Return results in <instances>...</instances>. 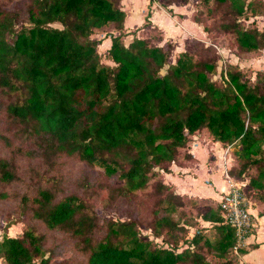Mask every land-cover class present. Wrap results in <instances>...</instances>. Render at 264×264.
Returning a JSON list of instances; mask_svg holds the SVG:
<instances>
[{"label":"trees","instance_id":"trees-1","mask_svg":"<svg viewBox=\"0 0 264 264\" xmlns=\"http://www.w3.org/2000/svg\"><path fill=\"white\" fill-rule=\"evenodd\" d=\"M259 14L264 0H198L193 17L213 38L187 39L169 62L170 39L157 43L161 36L144 32L123 41L121 0H0V119L7 125V134L0 130L7 148L0 153V205H17L0 207V214L9 209L24 224L16 235H1L2 264L238 261L247 248L233 250L235 227L220 202L177 193L162 174L190 157L192 134L206 129L229 150L228 173L247 176V199L264 202V71L252 77L225 60L220 78L212 77L220 37L240 57L264 51V27L242 21ZM100 30L110 37L105 55L113 64L100 60L101 38L92 36ZM21 157L29 161L27 174ZM67 159L86 169L65 173ZM15 184L25 185L22 193ZM102 192L104 209L95 204ZM120 202L128 205L126 218L103 213ZM191 206L213 234L200 226L182 237L197 223ZM140 224L169 245L142 234ZM52 231L85 259L57 263L51 252L45 256Z\"/></svg>","mask_w":264,"mask_h":264},{"label":"crops","instance_id":"crops-1","mask_svg":"<svg viewBox=\"0 0 264 264\" xmlns=\"http://www.w3.org/2000/svg\"><path fill=\"white\" fill-rule=\"evenodd\" d=\"M197 1H173L164 5L159 0H138L137 4V0H121L125 11L124 29L133 36L140 29L141 34L136 35H142L149 28L158 27L161 30L162 42L170 39L175 46V54L185 48L187 39L192 37L208 42L207 31L193 17ZM128 11L138 13V18L128 16ZM186 16L192 17L194 22L190 21L187 25L184 21ZM254 19L259 28L264 27V14L251 16L246 19V23ZM103 43L107 48L110 45V37ZM246 55L249 59L244 58L245 61L254 62L253 67L250 66L255 69L254 73L256 70L264 71L263 50L251 51ZM229 61L236 63L230 59ZM187 152L190 154L189 158L182 163H172L171 170L162 174L164 181L171 184L177 193L218 201L226 188L225 172H228L232 162L229 150L219 141L213 140L209 132L203 129L192 134ZM249 209L253 226L252 232L245 238L244 246L247 251L239 255L238 261L232 264H264V202L258 201L255 207L251 206Z\"/></svg>","mask_w":264,"mask_h":264},{"label":"rangeland","instance_id":"rangeland-1","mask_svg":"<svg viewBox=\"0 0 264 264\" xmlns=\"http://www.w3.org/2000/svg\"><path fill=\"white\" fill-rule=\"evenodd\" d=\"M141 1H143V0H141ZM151 1H153V0H151ZM159 1H162V0H159ZM174 1L179 3V2H182L183 0H174ZM137 3H138V0H137L136 4ZM262 8L263 7L261 6V9ZM184 10H186V9H184ZM128 16H130V17L137 16V18H138V13H134V11L133 12L128 11ZM185 18L186 19H184V21H185V23L187 25H189L190 21L194 22L192 17H187L186 16ZM242 21L246 23V19H242ZM55 24L59 25V23H55ZM108 29H111V28H108ZM105 32L106 31H104V30L103 31L100 30V31L94 33L92 36L94 38H101V42L98 44V50L100 52V60H101V62L106 63V64H113L112 61H110V59L108 58V56L105 55L106 47H105V44L103 43V41L106 38H108V36H106L107 33H105ZM141 32L142 31L140 29V30L136 31V34H141ZM145 32H147V34H149V35H152L153 37L161 36V39H162L161 31H158L154 27L149 28ZM207 34H208V42H210L213 37H212L211 33L207 32ZM131 37H133V36L131 34H129L128 32H126V34L123 37V41L125 43H127L129 40H131ZM161 39L156 40L155 42L161 43L162 42ZM227 40H228V38L226 36H222V37H220L217 40V48H218L219 52L221 53V58L219 59V64H218L217 70L212 74V77L213 78H217V79L220 78V70L223 67L224 61L225 60H229V59L232 60L233 62H236V64H238L239 66L240 65L243 66L242 68L247 70L248 75L254 77L255 69L250 67V66L253 67V65H254L253 63L254 62L252 63L251 61H245L244 58H247L248 55L241 56V57L238 58L237 54H235L233 51H230L229 48H227ZM186 45H187V42H186L185 46ZM174 50H175V46H174V49L172 50L171 56L169 58V62L174 61V57H175ZM248 59H249V57H248ZM246 66H249V67H246ZM6 128H7V125L5 124V121L0 119V130H3L4 133L7 134V129ZM0 153L7 154V148L5 147L4 144H2L1 141H0ZM19 162L21 164L22 171H24L27 174L28 173L27 172V168H28V164H29L28 159L24 158V157H21V158H19ZM65 168L68 169V171H69V172H67L68 174H70L73 177H75V176L79 175L81 172H83L86 169V166L83 163H81L80 161H78V160L67 159L66 160V165L64 167V171L66 173V169ZM25 173H24V178L26 179L27 176H26ZM239 178H241V177H239ZM242 178L243 179L239 180V181L245 182L246 179H247V176H242ZM24 189H25V185L24 184H15V185L12 186V190L15 191V192L22 193ZM146 189H149V187H147ZM248 194H250V193H248ZM106 197H107L106 193L102 192L100 199L97 200L95 202V204L97 206L101 207V209H104L105 206H107ZM257 203H258V200L251 197V199H250V207L251 206L255 207L257 205ZM119 205L120 206L118 208H116L114 210L113 209H111V210L107 209L103 213L105 215H109V216H111L113 218H119V219L126 218L127 215H128V212H127L128 205H126L123 202H120ZM13 206H17L16 205V200H7L6 202L1 203V205H0V207L2 209H6L8 207L13 208ZM195 208L197 209L196 206L189 207V213L197 218V223L194 226H188L187 227L188 230L185 231L183 233V235H182L183 238H187L185 240H188L192 236V234L194 233L195 229L197 227H200V226H204L206 228L205 232L208 233V234H213V232H214L213 226L211 225L212 223L207 222V221H205V220H203V219H201V218L196 216L197 214H195V210H196ZM8 210L9 209H7V213L3 212L2 214H0V237L4 233H7L9 235H16V234H18V233H20L22 231V228L24 226L23 221L21 220L22 215H18V214H15V213L14 214H10L8 212ZM6 217H7V219H6ZM138 228H139V230H140V232L142 234L147 235L149 238L155 240L157 243L163 244L165 246L169 245L168 243H165L161 239V237L154 236L152 234L151 229L149 227H147V226H145L143 224H140L138 226ZM251 232H252V230L250 229L248 233L250 234ZM51 236L52 237H50V239L46 243L47 252L45 253V256L48 255L49 252H51L50 255H52V258H51L52 261L57 262V263H60V262H64V263H78L79 261L85 259L84 254L74 250V248L72 247L71 242L61 232L52 231ZM185 245H186L185 242H181L180 243V247H184ZM241 246H244V244L240 245L239 247H241ZM233 250H234V248H233ZM0 264H2L1 261H0ZM32 264H43V263H41L40 259H36L35 262L32 263Z\"/></svg>","mask_w":264,"mask_h":264},{"label":"built area","instance_id":"built-area-1","mask_svg":"<svg viewBox=\"0 0 264 264\" xmlns=\"http://www.w3.org/2000/svg\"><path fill=\"white\" fill-rule=\"evenodd\" d=\"M224 178L226 188L218 201L227 221L235 227L237 241L234 250L236 251L240 245L245 243L247 232L253 226L249 210L250 201L245 195L244 182L236 180L228 172H225Z\"/></svg>","mask_w":264,"mask_h":264}]
</instances>
